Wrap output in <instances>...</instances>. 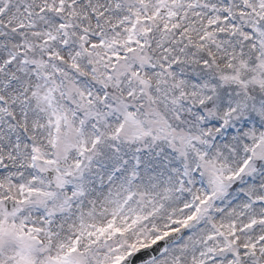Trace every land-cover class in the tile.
Here are the masks:
<instances>
[{
	"label": "rangeland",
	"instance_id": "rangeland-1",
	"mask_svg": "<svg viewBox=\"0 0 264 264\" xmlns=\"http://www.w3.org/2000/svg\"><path fill=\"white\" fill-rule=\"evenodd\" d=\"M176 231L149 264H264V0H0V264Z\"/></svg>",
	"mask_w": 264,
	"mask_h": 264
},
{
	"label": "water",
	"instance_id": "water-1",
	"mask_svg": "<svg viewBox=\"0 0 264 264\" xmlns=\"http://www.w3.org/2000/svg\"><path fill=\"white\" fill-rule=\"evenodd\" d=\"M13 206L12 205H9L8 206V211H10V212H13ZM180 237H181V235H179ZM180 237H178V239L180 238ZM173 242V241H172ZM171 242V243H172ZM170 242L168 243V245L169 244H171ZM164 244H161V245H159L156 249H154V250H157L158 248V251L155 253V255H153V256H151V257H149V258H147V259H145L144 261H141V262H134L133 264H144V263H147V262H149V261H151V260H154V259H156L161 253H162V251H163V249H164Z\"/></svg>",
	"mask_w": 264,
	"mask_h": 264
}]
</instances>
